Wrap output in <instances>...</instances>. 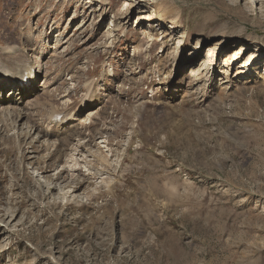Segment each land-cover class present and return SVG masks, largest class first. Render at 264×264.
<instances>
[{
	"label": "rangeland",
	"instance_id": "obj_1",
	"mask_svg": "<svg viewBox=\"0 0 264 264\" xmlns=\"http://www.w3.org/2000/svg\"><path fill=\"white\" fill-rule=\"evenodd\" d=\"M16 44L0 264H264V0H0Z\"/></svg>",
	"mask_w": 264,
	"mask_h": 264
},
{
	"label": "bare ground",
	"instance_id": "obj_2",
	"mask_svg": "<svg viewBox=\"0 0 264 264\" xmlns=\"http://www.w3.org/2000/svg\"><path fill=\"white\" fill-rule=\"evenodd\" d=\"M173 10H174V8H172L169 4H162L161 7H160V10H159V14L154 12L150 16V18H151L152 21H154V20H157V21L163 20V18L166 16V14L170 13ZM113 27H114V30H116V29L121 27V23H118V22L115 21L113 23ZM173 28H176L174 24H173ZM110 29H111V27H110ZM226 40H227V38H225L223 40L221 46L223 44H225ZM15 47H18V48L20 47L22 50H24L23 46L16 44V45H13L12 47H10L9 51L0 52V53H3L2 56H4L2 58L1 55H0V59L2 60L0 62V108H2V106L5 105V103H7V102H10L11 104L12 103L14 104V101H16V104L20 103V102H23L22 98L26 97V95L30 96V94H32V91L34 90V87L31 88V90H27V91H24L22 88H18V90H16L14 92L13 86L7 85V84H12L15 79L23 78L26 70H30L32 72L34 67H37L38 65H40V64L36 65V63L34 61L31 62L30 60L26 59L24 57V55H26V52H23V53L15 52L14 49H13ZM18 48H15V50H19ZM243 50L244 51H246V50L248 51L247 47H244ZM189 62H190V60H189ZM207 67H208V63L207 62H204V63H202L201 65H199L197 67H193L192 68V73L190 74V77H192V78L193 77H200L204 73V71L207 70ZM40 70H41V68H40ZM245 72L246 71H239V73H245ZM36 73L37 74L40 73L39 72V68H37V72ZM36 83H37V80H34V85H36ZM37 85L39 86L38 83H37ZM95 89H96V92H94V94H92L91 97L88 99V101L91 102L92 104H94V103L99 101V97L97 96L98 88H95ZM14 99H16V100H14ZM10 100H14V101H10ZM41 104L42 103H41L39 97L34 99V102L32 103L33 106H37V105L40 106ZM16 109H18V108H16ZM4 110L5 111H3L2 109L0 110V118L4 116V113L7 114V115H9V114L15 115V114L18 113V111L15 112V110H13L12 108L9 109L8 106ZM58 111H54V112L50 113L51 114L50 117H52L54 115V113H56ZM59 112H61V111H59ZM63 113H64V116H63L62 120L59 121V122H55V125H56L57 128H58V126H61L60 129H62L63 126H66V124H67V121L65 120L66 117L67 118H71L72 117V115L65 114L66 112H64V111H63ZM19 114L20 113H18L17 115H19Z\"/></svg>",
	"mask_w": 264,
	"mask_h": 264
}]
</instances>
